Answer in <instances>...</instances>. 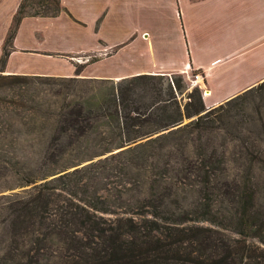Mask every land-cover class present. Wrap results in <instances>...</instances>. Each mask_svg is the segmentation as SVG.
<instances>
[{"label":"trees","instance_id":"trees-1","mask_svg":"<svg viewBox=\"0 0 264 264\" xmlns=\"http://www.w3.org/2000/svg\"><path fill=\"white\" fill-rule=\"evenodd\" d=\"M26 4L20 0L13 15L0 72L21 19L55 16L62 10L60 0H38V9L25 14ZM7 76L21 85L49 80L59 85L51 91L59 101L29 97L32 102L20 106L33 115L23 121L24 130L33 132L41 148L51 149L60 160L55 168L37 174L14 170V187L33 185L0 194V264H239L240 257L231 250L215 252L210 228L188 223L208 221L210 202L231 194L229 189L236 190L244 205L256 196L258 182L251 170L256 166L264 171V80L211 108L204 107L194 88L181 112L170 89L163 97L149 81L153 75L116 81ZM79 84H89L84 93L77 92ZM137 87L150 91L149 101L135 97ZM255 99L252 114L246 103ZM193 115L180 122L182 116ZM216 130L223 132L218 142ZM228 161L247 168L230 177ZM186 187L196 195L192 207L175 204ZM189 213L193 218L187 220ZM70 232L88 234L82 241ZM166 235L171 240L164 241ZM55 237L62 239L59 250L74 242L73 252L55 255ZM194 241L196 246L190 247ZM174 246L177 258L170 255Z\"/></svg>","mask_w":264,"mask_h":264},{"label":"crops","instance_id":"crops-1","mask_svg":"<svg viewBox=\"0 0 264 264\" xmlns=\"http://www.w3.org/2000/svg\"><path fill=\"white\" fill-rule=\"evenodd\" d=\"M20 0H0V56ZM56 16H25L4 73L79 76L201 74L215 106L264 80V0H60ZM112 61L107 72L98 62ZM206 93V94H205Z\"/></svg>","mask_w":264,"mask_h":264},{"label":"rangeland","instance_id":"rangeland-1","mask_svg":"<svg viewBox=\"0 0 264 264\" xmlns=\"http://www.w3.org/2000/svg\"><path fill=\"white\" fill-rule=\"evenodd\" d=\"M38 9V0H27V4L24 8L25 14H32L35 10ZM61 12V11H60ZM59 12V13H60ZM58 13V14H59ZM57 14V15H58ZM56 16V15H55ZM45 17V16H40ZM74 62H76V69L80 68L81 65L86 61H93L92 57L82 58L80 56H72ZM98 69L103 72H107L113 67V62L109 60H103L98 62ZM80 72V71H79ZM189 73H198L196 71H188ZM185 73H166V74H149L153 75L149 81L155 83L156 87L160 89V92L163 97L167 95L168 90L170 89L173 93L179 109L183 112V107L185 103L189 100L188 95L190 92H193V89L196 88L200 91V84L202 81L201 74H199L198 83L193 87L187 86L186 75ZM4 71L0 72V194L1 193H10L18 192L21 189L28 188L33 184H28L23 187H14L18 183V177L14 173V170H22L27 172L36 173L51 170L55 168L56 162H59L57 156L51 155V149L44 151L41 148V140H38L37 136L32 133H27L24 130L23 121H26L29 117L33 116L32 112H24L23 107L20 104L23 102L30 103V98L36 97L38 101L53 103L59 101V97H55L52 94V88H57L59 85L53 83L54 81H47L46 84L39 83L38 81H30L28 85H21L18 82H15L11 76ZM26 75V74H25ZM32 76V75H27ZM41 76H52V75H41ZM79 78H90L82 77L79 75H74ZM54 77H73V76H54ZM129 77V76H128ZM93 79V78H92ZM95 79H110V78H95ZM116 81L118 79L111 78ZM61 82L60 80H58ZM176 82L180 84L179 88H176ZM89 84H79L77 86V92L86 90V86ZM84 86L85 88H82ZM140 86V85H138ZM59 88V87H58ZM57 88V89H58ZM28 91L24 93V90ZM24 94L25 99H24ZM200 91V96H201ZM206 94V93H205ZM31 95V96H30ZM143 96L145 102L149 101L150 91H142L140 87L136 88L135 97L138 98ZM30 97V98H29ZM34 100V99H33ZM192 101V98L190 99ZM36 101V100H34ZM254 102L248 100L246 105V111L252 112V109L255 107L256 99ZM218 105V104H217ZM216 106V105H215ZM213 107V106H212ZM211 108V107H209ZM36 120H39L38 115L34 117ZM195 118V116L190 117H181V123L187 122L190 119ZM30 119V118H29ZM30 123V120L28 121ZM28 124V123H27ZM223 132L216 130L213 132L215 134V141L218 142ZM259 148V145L258 147ZM231 150V146H227V151ZM254 154V150L252 152ZM58 160V161H56ZM246 164L237 168L235 162L228 161L226 164V173L228 176H232L234 173H244L246 170ZM254 178L257 180V185L254 187L256 191V196L252 200L244 205L241 201L238 200V193L233 188V190H228L231 194L229 195H218L213 199L212 203L210 202L209 213L206 215L208 221H197L189 222L188 225H197L202 227L210 228L212 239L217 244L218 247H215L216 253H219L220 250L229 249L234 254H237L240 257L239 264H264V171L258 169L256 166L252 167L251 170ZM38 173V174H39ZM41 180H38V183ZM179 198L175 204L181 206L184 202H187L186 207H192L190 204L194 198V191L188 190V187L184 188L183 192L179 193ZM190 204V205H188ZM122 208H120L121 210ZM126 210V209H123ZM201 211V209H199ZM242 210V211H241ZM186 215L187 220H190ZM135 221H139L138 217H134ZM248 227L245 228V226ZM239 232H243L239 234ZM72 235H76L78 239L84 241V237L88 232H70ZM143 232H140L142 235ZM138 232H134L133 236L138 237ZM199 234V232H198ZM195 239L200 242L201 236L198 235ZM174 236V235H173ZM172 236V237H173ZM175 238V237H173ZM171 240L169 235H166L164 241ZM173 240V239H172ZM62 239H54V245H52L51 250L57 256H68L73 252L74 242L71 243L70 247L64 250H59V245ZM189 244V243H187ZM196 241L191 243L190 247H195ZM176 246L171 248L170 255L172 258H177L178 252L175 250ZM197 250H200L202 254L207 252L206 249L201 250L197 247ZM178 251L181 250V247L177 248ZM62 251V252H60ZM180 254V253H179Z\"/></svg>","mask_w":264,"mask_h":264},{"label":"built area","instance_id":"built-area-1","mask_svg":"<svg viewBox=\"0 0 264 264\" xmlns=\"http://www.w3.org/2000/svg\"><path fill=\"white\" fill-rule=\"evenodd\" d=\"M187 74V73H186ZM190 75H186V81H187V86L190 88V87H193L195 86L198 82V79H199V74L198 73H189Z\"/></svg>","mask_w":264,"mask_h":264}]
</instances>
